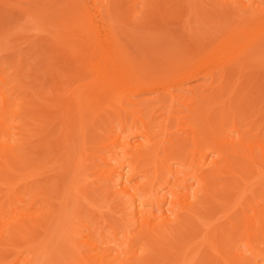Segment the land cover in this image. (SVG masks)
Here are the masks:
<instances>
[{
    "label": "bare ground",
    "instance_id": "bare-ground-1",
    "mask_svg": "<svg viewBox=\"0 0 264 264\" xmlns=\"http://www.w3.org/2000/svg\"><path fill=\"white\" fill-rule=\"evenodd\" d=\"M10 1L0 0V6L17 9L12 14L20 11L36 27L30 30L50 34L47 49L41 45L48 54H52L49 46L58 59L59 49L61 56L71 57L66 59L68 64L70 59L76 63V68L68 65L70 70L75 68L74 73L59 81H73L79 69L89 71L91 77L79 85L77 78V86L67 88L63 98L53 64L48 62L45 67L41 63L45 69L40 73L56 80L44 77L49 94L43 89L32 90L30 78L24 80L25 70L20 71L26 74L10 77L14 67L24 64L20 39L14 47L5 42L9 43L13 34L19 38L29 25L25 20L1 35L8 39L0 40L1 54L12 47L16 55L10 61L0 59V71L12 66L10 76L5 70L0 72V84L7 83L0 85V264H264V9L254 16L253 5L233 0L254 15L234 16L241 23L233 22L237 25L225 31L227 17L221 25L219 18L217 25L224 26L218 29L222 35L192 63V58L187 63L189 54L181 63L179 56L173 58L176 54L169 58L164 52L166 58H157L164 62L156 61L169 70L162 75L149 69L144 56L137 58L124 47L116 24L121 18L113 16L123 0H90L91 7L87 0H67L78 16H66L73 11L69 8L63 13V6L58 11L54 6L51 10L41 7L47 1L34 0L32 5L40 7L33 5L31 10L26 0L27 4ZM134 2H141V11L134 10L130 0L133 6L129 4L128 10L136 12L125 15L136 19L130 22L136 29L141 26L142 38L148 35L147 40L153 41L150 37L154 39L156 34L149 29L155 17L160 15L164 24L157 25L165 26L168 9H174L175 3ZM198 2L183 0L180 13L175 10L181 19L186 16L185 21L192 11L197 21L205 20ZM122 8L127 9L125 5ZM56 11L66 15L63 19L57 14L53 17ZM125 28L124 32L133 33ZM76 33L79 39L73 38ZM24 43L27 45L26 40ZM172 48L176 50L174 45ZM65 65L57 67L62 70ZM17 70L13 72H20ZM41 74L38 78L43 80ZM31 75L36 78V73ZM38 80L33 84L42 83ZM49 81L55 83L53 87ZM191 81L196 84L189 86ZM55 91L58 102L56 97L49 100ZM51 109L60 112L61 118L53 117ZM56 118L62 124L53 136ZM91 169L94 176L89 175ZM88 183L98 185L96 192Z\"/></svg>",
    "mask_w": 264,
    "mask_h": 264
},
{
    "label": "rangeland",
    "instance_id": "rangeland-1",
    "mask_svg": "<svg viewBox=\"0 0 264 264\" xmlns=\"http://www.w3.org/2000/svg\"><path fill=\"white\" fill-rule=\"evenodd\" d=\"M9 1H10V0H9ZM15 1H16V3H18V2H20L21 0H20V1H19V0H13V2H12V0H11L10 2H12V3L15 4ZM26 1H27V3L29 2L28 4L30 5V10H31V9H32V6L35 5V4L32 5V3L34 2V0H26ZM26 1H25V0H22L23 3H24V2L26 3ZM35 1H36L37 3H39V1H40L41 4L47 1V3H44V5H42L41 7H43V6H44V7H48V9H50V10H51V8H52L51 6H54V7H55V8H54L55 10H57L58 8H60V7L63 6V7L65 8V9H64V8L62 7V9H64V10H62L63 13H64V11H66V12H69V11H70L69 8H70L71 5L68 4V2L66 3L67 0H58V1H57V0H52V1H51V0H50V1H49V0H38V1L35 0ZM55 1H57L58 3H56ZM59 1H62V2H59ZM121 1H122V0H121ZM134 1H136V0H131V3L133 2L134 5H135V3H137V2H134ZM138 1H139V0H138ZM141 1H142V0H141ZM178 1H180V2H179L180 4H183V3H182L183 0H177V1H176V0H170V3H171V4H173V3H175V4L172 5V6H173L172 8H174V9H171V10H173V11H171L170 9H168L169 12L166 14V15H167V16H166L167 19H164V22L166 23L165 26L162 25V24H164V23L160 21V19H159V16H160V15H159V14H156V15H159V16H156V17H155V21H156L157 23L154 22L155 24L153 25V21H152V23L149 21V24H150V25H153V26L150 27V25H149L150 29H149V27H146V28H148V29L150 30L149 33L152 31V33L154 32V33L156 34V35H155L156 37H154V36H153L154 34H152V37H154L155 40H154V39H151V37H150V40H153V41H148V40H149V39H148V38H149L148 35H147V36L144 35V34L146 33V32H145V28H144V32H145V33L143 34L145 38H142L141 33L143 32V29H140L141 26L138 27V28L140 29V31H139L138 28L136 29L137 26L135 27V26L131 23V22L135 23V20H136V19L133 21L132 19H129V17L127 18V14L133 11V10H130V11L128 10V8H129V4H130V0H127V1H126V0H123V1H122V4H123V5L120 4L122 7H124V5H125V6L127 7V9H124V8H122V7H118V8H116V9L114 8V9H115V12L113 11V16H115L114 18H116V17L118 16L119 18L122 19V20H121V19H117V18H116L117 21H118V23H116V24H117V26H118V30H117V31H120V33H121L120 37H122L121 41L123 40L124 47L127 46V49L131 50L130 52H131V53H134V56H137V58H138L139 56H141V55L144 56V57L147 59V61L150 63V65H149L150 68H149V69H150V70L152 69V71H156L155 73H157V74H159L157 71H159V72L161 71V74H162V72H165V71H167V73H168L169 70H166V69L163 70V69H162V68H163L162 65H161V66H158V64H157L158 62H156V61H159V62H160L162 58H166V56H169V55H171V57H169V58H172V57H173L172 54H173V55L176 54V57H175V55H174L173 58H175V59L177 60V58H178L177 56H179V58H181L182 61H181V59L178 60V61L181 62V63H183V62L185 63L184 60H186V59H184V57H185V55L189 54V55H187L189 58L186 56V58H187V63L189 62V59H191V58H192V59L190 60V63H192V62L196 61V59L201 58V57L205 54V52L207 51V49L209 48V46L211 45V43L214 42V40H216L217 38H220L219 35H220V34L222 35V32H220V34H219V30H218V29L224 27V26L222 27V26H220V25L223 23V21H224V19H225L226 17H227V19H226L227 22H225L224 25H227L228 27H226L225 29L223 28L224 31H225L226 29L230 28V25H232V26L235 25V26H236L237 24H234V23H235V22L237 23L238 20H239L238 23H241V22H240V19L237 20V18L234 17V16H250V14L252 13V10H245V8H242V5H241V4H243V3H240L239 1H238V3H236V2L234 3L233 0H202V3L204 2V3L202 4V3L200 2V0H199L198 3L202 5L201 8H202V10L204 11V15H202L201 18H202V19H205V18H206V19H205L206 21H205V20H200V18H198V19L200 20V22H199V20L197 21V20H196L197 17H196V16H193L195 11H194V12L192 11V12H193V15H191L192 12H190L189 14H190L191 16L188 14L190 18L187 16V21L189 20V23H190V24H189L187 21H185L186 16H185V18L183 17V18H182L183 20H182L181 17H180V15H179L181 9H180V6H179L180 4H178ZM197 1H198V0H197ZM197 1H196V0H193V2H197ZM226 1H227V2H226ZM243 1H244L246 4H251V6L253 5L252 8H253V7L256 8V10H254L255 12H253L255 15L252 13L254 16H256V14L258 13V11H259L258 16H260L261 10H258V9H261V8H262V10L264 9V0H243ZM22 2H21V3H22ZM30 2H31V4H30ZM48 2H49V4H48ZM12 3H11V4H12ZM27 3H26V4H27ZM59 3H60V4H59ZM61 3H62V4H61ZM87 3H88V5L91 7V4H92V3L90 2V0H87ZM120 3H121V2H120ZM190 3H191V1H190ZM209 3H210V6H209ZM213 3H214V4H213ZM26 4H25V7L28 8V6H26ZM41 4H40V5H41ZM52 4H53V5H52ZM58 4H59V5H58ZM64 4H65V5H64ZM12 5H13V4H12ZM19 5H20V4H19ZM21 5L24 6V4H21ZM66 5H68V7H67ZM69 5H70V6H69ZM130 5H131V4H130ZM175 5H176V6H175ZM215 5H216V6H215ZM240 5H241V6H240ZM4 6H5V5H3V6L1 5V6H0V8L2 7V8L0 9V11L4 12V13H2V14L0 15V18H1V19H0V25H3V26H4V27H3V26H0L1 28L4 29V30H3V29L0 28V38H1L0 40L3 39V38L1 37V35H2V36H3V34L6 35L5 33H8V34H9V30H10L13 26L15 27V26H17L18 24L21 25V23H22L23 21L26 20L25 16L22 15V14L20 13V11H18V13H17L19 16H18L17 14H12V12L16 11L17 9H15L14 11L11 10V9H10V7H12L11 5H10V7H8V8L10 9V10H8L9 12L6 11L8 8H6V7H4ZM6 6H8V5H6ZM37 6H39V5H37ZM37 6L35 5V8H37ZM131 6H133V4H132ZM131 6H130V8H131ZM160 6H161V8H165L164 11H167V10H166L167 5H165L166 7H163L164 4L161 2V3H160ZM39 7H40V6H39ZM134 7H135V8H134ZM243 7H244V6H243ZM258 7H259V8H258ZM4 8H5V9H4ZM33 8H34V7H33ZM35 8H34V9H35ZM119 8H121V10H123L124 13H123V11H122V13H120L121 11H119ZM133 8H134V10H136V8H137L138 11H137V10H136V11L139 12V10H140V8H141V2H139L138 5L133 6ZM170 8H171V7H170ZM178 8H179V9H178ZM205 8H207V9L205 10ZM208 8H209V9H208ZM216 8H217V9H216ZM236 8H237V9H236ZM12 9H13V8H12ZM66 9H67L68 11H67ZM70 9H71L72 11L74 10L73 7H71ZM114 9H113V10H114ZM141 9H142V8H141ZM175 9H177V11H178L179 13L176 12ZM214 9H216V10H214ZM221 9H222V10H221ZM4 10H5V11H4ZM117 10H118V11H117ZM209 10H210V11H209ZM237 10H238V11H237ZM57 11H58V10H57ZM57 11H56V13H54V14L52 13V14H53V17H56L57 15H59V17L61 16L60 14H57ZM72 11H71V12H72ZM125 11H126V12H125ZM136 11H134L133 13H135ZM140 11H141V10H140ZM174 11H175V12H174ZM207 11H209V12H207ZM212 11H213L214 13H212ZM219 11H220V12H219ZM256 11H257V12H256ZM5 12H6V13H5ZM16 12H17V11H16ZM16 12H15V13H16ZM53 12H54V10H53ZM60 12H61V11H59L58 13H60ZM62 12H61V14H63ZM206 12H207V14H206ZM237 12H238L239 15L237 14ZM246 12H247V13H246ZM250 12H251V13H250ZM119 13L122 14V15H120ZM125 13H127V14L125 15ZM133 13H130L131 16L133 15ZM171 13H172V15H171ZM208 13H209V14H208ZM210 13H211V14H210ZM216 13H217V14H216ZM262 13L264 14V12H262ZM3 14H4L5 16H2ZM6 14H7V15H6ZM8 14H9V16H8ZM20 14H21L23 17L20 16ZM52 14H51V15H52ZM56 14H57V15H56ZM73 14L75 15V12H74V11H73L71 14H70V12H69V15H68V14H67V15H66V14H63V15L60 17V19H63V17H64L65 15H66V16H74ZM114 14H116V15H114ZM117 14H118V15H117ZM130 14H128V15H130ZM213 14H214V18H215V19H214L213 17H211V16H213ZM221 14H222L223 16H222ZM232 14H233V16H232ZM244 14H245V15H244ZM263 14H261V16H264ZM12 15H13V16H12ZM51 15H50V16H51ZM174 15H175V17H174ZM206 15H207V16H206ZM6 16L9 17V18H7ZM10 16H12V18H10ZM75 16H78V15H75ZM122 16H123V17H122ZM131 16H130V17H131ZM153 16H155V15L153 14ZM168 16H170V17L172 16V17H171V18H170V17L168 18ZM203 16H205V17L203 18ZM208 16H209V17H208ZM218 16H219V17H218ZM251 16H252V15H251ZM57 17H58V16H57ZM125 17H126V18H125ZM148 17H149V16H148ZM166 17H165V18H166ZM176 17H177V18H176ZM195 17H196V18H195ZM13 18H14V19H13ZM131 18H133V17H131ZM172 18H173V19H172ZM188 18H189V19H188ZM219 18H220V20H221V18H222V20L219 21V22H221L220 25H217V23H218L217 20H219ZM234 18H235V19H234ZM128 19H129V20H128ZM156 19H158V21H157ZM177 19H179V20H177ZM2 20H3V21H2ZM123 20H124L125 22H123ZM152 20H153V19H152ZM234 20H235V21H234ZM6 21H8L9 23L6 22ZM10 21H11V23H10ZM114 21H116V20H114ZM117 21H116V22H117ZM130 21H131V22H130ZM181 21H185V23H187V24L185 25L184 23H182V26H181ZM211 21H212V22H211ZM256 21H257V20H256ZM256 21H255V22L252 21V22H253L254 24H255V23L257 24ZM122 22H123V23H122ZM158 22L162 23L161 26H163V27L158 26V25H157V24H159ZM196 22H197V23H196ZM233 22H234V23H233ZM261 22H264V20H262ZM261 22H260V23H261ZM5 23H7V24H5ZM25 23H26V24H25L26 26H27V25H29V26L26 27L25 30L22 31L20 34H23V33L26 31L28 35H27L26 32H25L26 35L23 34V35L20 36V34H19V35H18L19 38L16 36V34H13V35H15V36L12 35L13 37H12V36H9V37L7 36V37L9 38V40H10L9 43H8V41H5V40H8V39L4 38L3 40H4L8 45L13 44V45H11L12 47H14V45H18V44H19V45L23 48V51H21L22 48H20V46H19V48H20L19 51H20V52L18 51V48H17V49H14V50L16 51L15 53H18V52H19V53L21 54V56H22V55L24 56V57L22 56V58L25 59V60L23 59L22 62H21V63H23V61H24V64H22L19 68H18L19 65H17V67H16V68L14 67V69H15V70L18 69L17 71H20V70H21V71H23V70L26 71L27 75H23V76H24V80L27 81V79L30 78V79H28V80H29V82H30V81H31V82H30V83L28 82V83H29V84L32 83V84L29 85L27 82H26V83H27L29 86H32V87H31L32 90H36V88H37V89H43V91L45 90V93H48V94H49V92H46V89H44V88H47V91H48V87H44V86L46 85L45 83H47V82H45V81H48L49 78L52 77V76H49V77H48V75H45V76H44V74H41L40 72L43 73L45 67H47V65L50 64V63L53 64V66H54V68H55V70H56V72H57V74H58V75H57V74H56V75L59 76V79H58V78H56L57 80L55 79L56 82L58 81L56 86H58L60 89H61V88L64 89V90L61 89L62 91H61L60 89L58 90V92L61 93V94L64 96L63 98H65V96L67 95L66 93H68V92H67V91H68L67 88H71V87L74 88L75 86L79 85L81 82L85 83V79L90 80L89 77H91V76H88V74L90 75L89 71L85 70V71H87L88 73H87V72L84 73L85 71L83 72L82 69H79L80 71H79V70H77V72L75 71V72H76L75 75H77V76L75 77V79L73 78V79H74V80H73L74 82L71 81L72 78H71L70 80H68V82L70 81V82H72V83L65 82V84H64L63 81H59L61 77H63V79L65 80V78H67L68 75H69L70 73H71V74L74 73L73 71H74V69L76 68V67H75V66H76V63L74 62V64H73V61L70 59L69 64H70L72 67H75V68H72V70H73V71H72V70H70V69L68 68L70 65L67 63L68 60H66L67 58H71V57H64L63 55L61 56V55H60V54H61V50L57 49V50L60 52V54H59L60 58H59V57H58V59H57V57L54 58L55 56H57V55H56L57 53H55V51L52 50L49 46H48V49H49L48 51H50V53H52V54H48V52H47L46 50H44L45 48L43 49L42 46H44V47L46 46V49H47L48 41L50 42V37L48 36V37H49V38H48L47 35H50V34H46V33L44 34V31H42V32L40 31V32L37 33V31H39V29H37V31L32 29V30H33V31H32V30H30V29L33 27V25H30V24H32V23H31V22H27V20H26ZM147 23H148V22H147ZM167 23H168V24H167ZM192 23H193V24H192ZM194 23H195V25H194ZM208 23H209V25H208ZM125 24H128V25L126 26ZM178 24H179V25H178ZM196 24H197V25H196ZM200 24H201V25H200ZM25 25H23V27H24ZM159 25H160V24H159ZM183 25H184L185 27H184ZM188 25H189V26H188ZM239 25H240V24H239ZM243 25H244V24H243ZM243 25H242V26H243ZM251 25H253V24L251 23ZM125 26H126V28H125ZM132 26L135 27V28H134L135 30L133 29ZM145 26H146V25H145ZM154 26H155L158 30H157V29H153ZM157 26L160 27L161 30H159V28H158ZM179 26H180L182 29H180ZM190 26L192 27L193 31H192V29H189V28H191ZM194 26H196L197 28L194 27ZM217 26H218V27H217ZM219 26H220V27H219ZM232 26H231V27H232ZM258 26H259V25H256V27H258ZM260 26H261V25H260ZM260 26H259V27H260ZM165 27H167V28H165ZM187 27H188V28H187ZM193 27H194V28H193ZM238 27H240V26H238ZM256 27L254 26V28H256ZM259 27H258V28H259ZM27 28H28V29H27ZM33 28L36 29L35 26H34ZM124 28H125V30L128 29V31H130V32L133 31V33L131 32L132 34L129 35L128 33L124 32V31L122 30V29H124ZM129 28H130L131 30H130ZM195 28H196V29H195ZM252 28H253V26H252ZM254 28H253V30H254ZM258 28H256V29H258ZM23 29H24V28H23ZM26 29H27V30H26ZM148 29H146V31H147ZM152 29H153V30H152ZM162 29H164V30H162ZM169 29H170V30H169ZM183 29H184V30H183ZM187 29H189V31L191 30V31H190L191 33H190V34L188 33L189 31L187 32ZM256 29H255V30H256ZM7 30H8V31H7ZM121 30H122V31H121ZM168 30H169V31H168ZM178 30H179V31H178ZM197 30H198V32H197ZM213 30H214V31H213ZM217 30H218V31H217ZM221 30H222V29H221ZM12 31H13V28L11 29V32H12ZM30 31H31V33H30ZM34 31H35V35H34ZM155 31H156V32L158 31V32L156 33ZM161 31L163 32V35H162V32H161ZM181 31H182V32H181ZM183 31H184V32H183ZM195 31H196L197 33H196ZM123 32L125 33L124 35H126V36H124V35L122 34ZM134 32H137V33L139 32V34H140V35L138 36L139 38L136 37V34H137V33H134ZM159 32H160V33H159ZM164 32H165V33H164ZM180 32H181V33H180ZM202 32H203V33H202ZM41 33H42L43 36L41 35ZM79 33H81V32L78 31V35H79ZM147 33H148V32H147ZM171 33H172V35H171ZM184 33H186V34H184ZM199 33H200V34H199ZM204 33H205L206 35H205ZM215 33H216L217 35H216ZM10 34H11V33H10ZM127 34L129 35L128 37H127ZM157 34L159 35L158 37H157ZM164 34H165V35H164ZM166 34H167V35H166ZM168 34H169V35H168ZM182 34H183V36H181ZM187 34H188L189 36H187ZM191 34H192L193 36H192ZM32 35H33V36H32ZM78 35H77V33H76V36H74L73 38L76 37L75 39H77V37H78V39H79V36H78ZM137 35H138V34H137ZM160 35H161V36H160ZM173 35H174V36H173ZM184 35H185V36H184ZM24 36H25V37H28V40H27V38L25 39L26 42H27V43H26L27 45H25V43H24L25 40H23V39L21 38V37H24ZM30 36H32V39H35V40L32 41V40L30 39ZM36 36H39V37L42 36V37L39 38V37H36ZM44 36H45V37H44ZM131 36H132V37H131ZM140 36H141V37H140ZM169 36H170V37H169ZM186 36H187V37H186ZM190 36H191V38H190ZM195 36H196V37H195ZM10 37H12L13 39H14V38H16V39L13 40V39L10 38ZM35 37H36V38H35ZM163 37H164V38H163ZM194 37H195V38H194ZM205 37H207V38H205ZM213 37H214V38H213ZM46 38H47V39H46ZM137 38H138V39H137ZM165 38H166V39H165ZM167 38H169V39H167ZM171 38H172V39H175V40H172ZM187 38H188V39H187ZM19 39H20V41H21V39L24 41L23 44H21L20 41H19V43H18L17 40H19ZM36 39H37V40L40 39V40L37 41ZM41 39L44 40V41H42ZM134 39H135V40H134ZM141 39H142V40H141ZM147 39H148V40H147ZM156 39H157V40L160 39V42H158L159 40L157 41ZM186 39H187V41H186ZM191 39H192V40H191ZM195 39H196V40H195ZM212 39H213V41H212ZM12 40H13V43H10ZM29 40H31L32 42L29 41ZM143 40H146L145 43H143V42H144ZM166 40H168V41H166ZM184 40H185V41H184ZM188 40H189V41H188ZM4 41H3V43H5ZM15 41H17L16 44H15ZM40 41H41V43H40ZM45 41H46V42H45ZM73 41H74V40H73ZM77 41H78V40H75L74 42H77ZM154 41H156V42H154ZM170 41H172L173 43H171ZM182 41H183V42H182ZM209 41H210V42H209ZM30 42H31L32 45L30 44ZM33 42L35 43V45H34ZM38 42H39V43H38ZM43 42H44V43H43ZM78 42H79V41H78ZM150 42H151V43H150ZM163 42H164V43H163ZM165 42H166V43H165ZM169 42H170L171 44H170ZM177 42H178L179 45L177 44ZM181 42L184 43V44H183L184 46L181 45V44H182ZM186 42H189V43H188V44H189L188 47H189V48L192 47V48L189 49V48L186 46V45H187ZM192 42H193V43H192ZM204 42H205V43H204ZM6 43H5V45H6ZM17 43H18V44H17ZM37 43H38V44H37ZM147 43H148V44H147ZM149 43H150V44H149ZM76 44H80V43H76ZM155 44H157V45H155ZM161 44H166V45H169V46H165V45H164V46H161ZM190 44H191L192 46H190ZM36 45H37V46H36ZM38 45H39V46L42 45V46L39 47ZM153 45H154L155 47H154ZM173 45H174V48H176L177 46H178L179 48L177 47L176 50L174 49L173 51L170 50V49L173 47ZM176 45H177V46H176ZM196 45H197V46H196ZM6 46H7V45H6ZM11 46H10V47H11ZM159 46H160V47H159ZM171 46H172V47H171ZM180 46H182V48H181ZM185 46H186V49H185ZM7 47H8V46H7ZM12 47H11L9 50L13 51V48H12ZM16 47H18V46H16ZM16 47H15V48H16ZM37 47H39V49H41V48H42V49L39 51ZM161 47H162V48H161ZM170 47H171V48H170ZM32 48H33L34 50H33ZM35 48H36V49H35ZM163 48H165L166 50L163 49ZM168 48H169V49H168ZM180 48L183 49V50H181ZM28 49H29V50H28ZM50 49H51V50H50ZM127 49H126V50H127ZM162 49H163V51H162ZM172 49H173V48H172ZM179 49H180V50H179ZM187 49H188V50H187ZM191 49H192V50H191ZM9 50H7V52H6V51H3V52H5V53L2 52L3 55H2L1 52H0V54H1V55H0V59L3 58L2 60H4V59H8V61H10L11 56H12L13 59H14V57H15L16 54H14V51H13V52H11V51L9 52ZM36 50H38V51H36ZM43 50H44V52H43ZM129 50H128V51H129ZM160 50H161V51H160ZM167 50H168V52H167ZM177 50H178V51H177ZM186 50H187V51H186ZM26 51H27L28 53H27ZM29 51H30V52H29ZM41 51H42V52H41ZM53 51H54V52H53ZM169 51H170V52H169ZM175 51H177V52H179V53H176ZM185 51H186V52H185ZM191 51H192V52H191ZM8 52H9V53H8ZM23 52H24V53H23ZM31 52L34 53V55H32ZM164 52H166V53H165L166 56L164 55ZM173 52H175V53H173ZM7 53H8V57H9V58H8L7 56L5 57V55H6ZM10 53H11V55H10ZM26 53H27V54H26ZM43 53H45V55H44ZM162 53H163V54H162ZM191 53H192V54H191ZM53 54H55V55H53ZM9 55H10V56H9ZM29 55H30L31 58L29 57ZM37 55H38V56H37ZM40 55H41V56L43 55V56H42V59H44V61L41 59V56H40ZM47 55H48V56H47ZM49 55H50V56H49ZM132 55H133V54H132ZM155 55H156V56H155ZM157 55H158V57H157ZM201 55H202V56H201ZM142 56H141V57H142ZM160 56H162L161 59H160V60L157 59V58H160ZM43 57H44V58H43ZM52 57H53L54 59H53ZM62 57H63V58H62ZM154 57H155V58H154ZM47 58H48V59H47ZM61 58H62V60H61ZM179 58H178V59H179ZM11 59H12V58H11ZM13 59H12V60H13ZM39 59H40V60H39ZM45 59H46V60H45ZM51 59H53L54 62H56L57 65H60V66H61V67L59 66L60 68H62V65H63V64H64V65L66 64V65L63 66V69L61 70L59 67H57V65H56V64L53 62V60H51ZM55 59H57L58 63H57V61H56ZM63 59H64V61H63ZM143 59H144V58H143ZM2 60H1V61H2ZM65 60H66V61H65ZM153 60H154V61H153ZM166 60H168V59H166ZM169 60H170V59H169ZM173 60H174V59H173ZM176 60H175V61H176ZM33 61H35V62H33ZM162 61H163V60H162ZM162 61H161V63H162ZM178 61H177V62H178ZM31 62H33L34 64L31 63ZM48 62H49V63H48ZM61 62H63V63L61 64ZM148 62H147V63H148ZM154 62H155V63H154ZM163 62H164V61H163ZM29 63H30V68H29ZM41 63H42V64L44 63V66H45V67L42 66ZM47 63H48V64H47ZM149 63H148V64H149ZM187 63H186V64H187ZM25 64H26V65H25ZM32 64H33V65H32ZM156 64H157V67L155 66ZM188 64H189V63H188ZM6 65H7V64H6ZM35 65H36V66H35ZM40 65H41L42 67H40ZM68 65H69V66H68ZM74 65H75V66H74ZM22 66H23V67H22ZM32 66H34V67H32ZM7 67H8V68H7ZM7 67H4V68H5L4 70L6 71V73H5L4 70H3L4 72H3V71H0V72H3V73L6 74V75L9 74V73L11 72L10 70H12V69H11L12 66H7ZM10 67H11V68H10ZM152 67H153V68H152ZM159 67H161V68H159ZM35 68H37L38 71H37V70H36V71L39 72V73L41 74V76L43 77V80H42V78H40V77L38 78V76H39L40 74H38L35 70H33V69H35ZM39 68H41V69H39ZM43 68H44V69H43ZM67 68H68V70H67ZM70 68H71V67H70ZM155 68H157V70H155ZM6 69H7V70H6ZM57 69H59V71H58ZM64 69H66L67 71L70 70L71 72H67V71L64 70ZM84 69H86V68H84ZM153 69H154V70H153ZM15 70H13V71L15 72ZM60 70H61V72H60ZM13 71L11 72L12 74L10 73L11 76H10V74H9L8 76L13 77V76H15L16 74H20V75H22V74H26L25 72L21 74V71H20V72H17V73H14ZM62 71H63V72L66 71V72H67V76H65V75H66V72H64V73H65V74H64V73H62ZM81 71H82L83 73H82ZM59 72H60V73H59ZM78 72H79V74H78ZM32 73H33V74L36 73V75H35L36 78H33L34 75H31ZM61 73H62V74H61ZM155 73H154V74H155ZM165 73H166V72H165ZM165 73H164V74H165ZM4 74H3V75H4ZM6 75H5V76H6ZM60 75H61V76H60ZM78 75H79L80 77H78ZM162 75H163V74H162ZM166 75H169V74H166ZM5 76H4V77H5ZM57 76H56V77H57ZM6 77H7V76H6ZM10 77H9V78H10ZM44 77H45V78L48 77V78H47L48 80H46ZM7 78H8V77H7ZM25 78H26V79H25ZM77 78H78V79H77ZM82 78H83V79H82ZM36 79H37V80H38V79L41 80L40 82H42V83H38V82H37V83L33 84V83L36 81ZM44 79H45V80H44ZM53 79H54V78L52 77V78H51V81H52V82H55V80L53 81ZM61 79H62V78H61ZM76 79H77V80H76ZM80 79H82V80H80ZM39 80H38V81H39ZM75 80H76L78 83L75 82ZM83 80H84V81H83ZM87 80H86V81H87ZM43 81H44L45 83H44ZM52 82L50 83V81H49L48 84H49V85L52 84L51 86L53 87V85H54L55 83L53 84ZM60 82H61V83H60ZM251 82H252V81H251ZM1 83H2V82H1ZM43 83H44V84H43ZM58 83H59V84H58ZM73 83H75L74 86H73ZM76 83H77V85H76ZM2 84H3V85H1V84H0V85H1V86H4V85L7 84V83H5V84L2 83ZM42 84H43V86H42ZM63 84H64V85H63ZM66 84H67V87H65ZM81 84H82V83H81ZM195 84H196V82L191 81L190 84H189V86H193V85H195ZM37 85H38V86H37ZM59 85H60V86H59ZM70 85H71V86H70ZM35 86H36V87H35ZM40 86H42V87H40ZM51 86H49V89L52 88ZM68 86H69V87H68ZM256 86H257V85H256ZM5 87H6V86H5ZM34 87H35V89H34ZM64 87H65L66 89H65ZM52 89H53V88H52ZM50 90H51V89H50ZM51 91H52V90H51ZM55 93H56V91H55L54 93L51 92L52 97H50V99H49L50 101L53 99V97H54V98L56 97V94H55ZM65 94H66V95H65ZM51 98H52V99H51ZM60 99H61V98L58 99L59 102H60ZM262 99H263V100H262V101H263V102H262V105H264V96L262 97ZM52 101H55V100H52ZM55 102H58V101H57V97H56V101H55ZM55 102H53V104H55V107H57V106H58V105H57L58 103H55ZM53 107H54V106H53ZM53 107H52V108H53ZM53 109H54V108H53ZM53 109H51V113H52V111H53L54 114H55V115H53V117H54V116H55V117H58V116L60 115V116L58 117V118L60 119V118H61V113H60V112L55 113V111H54L55 109H54V110H53ZM57 109H58V107H57ZM57 109H56V110H57ZM57 111H60V108H59ZM59 113H60V114H59ZM52 114H53V113H52ZM253 115H254V114H253ZM51 116H52V115H51ZM250 116H251V115H250ZM243 117H244V116H243ZM251 118H252V117H251ZM56 120H57V118H56ZM56 120H55V121H56ZM249 120H250V119H249ZM55 121L53 120V122H52V128H54V129L56 130V131H52V130H54V129L51 130V131L53 132V134H52L53 136L57 134V132H58L57 130L59 129L58 126H60V125L62 124V121H61V120H60V121L57 120L56 122H57V123L60 122V123H58L59 125L56 123V124H55L56 127H55V125H53V123H54ZM244 121H245V120H243V122H244ZM246 121H248V120H246ZM244 123H245V122H244ZM52 132H51V133H52ZM52 135H51V137H53ZM91 171H92V169L89 171V175H91V174L93 175V173H91ZM89 175H88V177H90ZM93 176H94V175H93ZM93 176H92V177H93ZM89 179H90V178H89ZM89 179H88V182H90ZM91 182H92V181H91ZM91 182H90V183H91ZM190 182H191V181H190ZM91 184H97V182L95 181V183H94V181H93V183H91ZM91 184H89V183L87 184V185L89 186L88 188H91V189L95 190L96 187H98V185H96V187H94L95 185H94V186H93V185L91 186ZM92 187H94V188H92ZM95 192H96V190H95ZM98 192H99V191H98V189H97V193H98ZM93 195H96V194L93 193ZM97 199H98V198H97ZM244 205L246 206L245 202H244ZM260 207H261V206H260ZM259 209H263V208L261 207V208H259ZM218 214H219V213H218ZM107 215L110 216L109 213L106 214V216H107ZM216 216H218V215H216ZM223 224H225V223H223ZM121 229H122V227L119 228L118 231H121ZM239 231H241V230H239ZM241 248H242V247H240V249H241Z\"/></svg>",
    "mask_w": 264,
    "mask_h": 264
}]
</instances>
